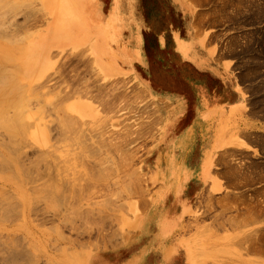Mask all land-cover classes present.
<instances>
[{"label": "rangeland", "instance_id": "1", "mask_svg": "<svg viewBox=\"0 0 264 264\" xmlns=\"http://www.w3.org/2000/svg\"><path fill=\"white\" fill-rule=\"evenodd\" d=\"M86 1L0 0V264H264V136L253 132L249 146L243 117L227 119L218 164L207 166L226 183L183 213L158 208L175 169L160 143L167 101L192 91L182 70H159L149 56L134 71L98 54ZM115 7L110 29L134 36L140 21L118 26ZM191 9L214 26L252 120L264 121V0Z\"/></svg>", "mask_w": 264, "mask_h": 264}, {"label": "crops", "instance_id": "2", "mask_svg": "<svg viewBox=\"0 0 264 264\" xmlns=\"http://www.w3.org/2000/svg\"><path fill=\"white\" fill-rule=\"evenodd\" d=\"M115 2L111 0L108 8L100 0L81 3L82 8L86 7L85 13L90 6L97 14L93 25L86 27L87 34L94 39L96 52L109 57L110 63L120 70L147 69V62L140 59L149 56L150 65L157 64L159 70H182L183 76L178 79L192 91L190 96L183 94L167 101L173 107V116L160 138L168 154L167 170L170 166L175 169L168 171L160 182L158 193L164 191L158 199V208L183 213L193 208V201L202 193L207 194L215 183H226L224 176L214 173L213 168L207 169L218 164L215 159V149L221 143L215 137L220 133L218 128L225 126L227 119L242 116L244 142L250 146L253 132L264 136V121L252 120L248 93L236 74L235 61L224 57L220 47L214 46L211 41L214 26L196 21L192 0H138L134 15L140 23L134 36L126 29L118 33L110 29ZM204 36L207 40L203 42L200 37ZM123 53L128 55L127 65L122 62ZM213 150L214 157L209 156ZM171 153L175 156L173 161ZM181 169L184 174L179 175ZM175 264L181 262L177 260Z\"/></svg>", "mask_w": 264, "mask_h": 264}, {"label": "bare ground", "instance_id": "3", "mask_svg": "<svg viewBox=\"0 0 264 264\" xmlns=\"http://www.w3.org/2000/svg\"><path fill=\"white\" fill-rule=\"evenodd\" d=\"M126 1H127V3L129 2L128 6L125 5L126 2H124V0H116V7L114 8V12H116V13H114L115 14L114 17L116 20H119V21H117L118 26H121V27L123 26V28L126 27V25L128 23L130 25H132V23L139 21V18L135 17V15H134V9L137 6L138 0H126Z\"/></svg>", "mask_w": 264, "mask_h": 264}]
</instances>
